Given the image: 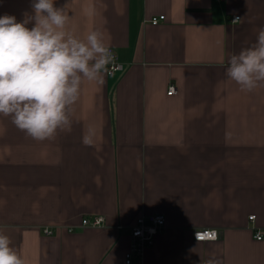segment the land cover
<instances>
[{
    "label": "crops",
    "instance_id": "obj_1",
    "mask_svg": "<svg viewBox=\"0 0 264 264\" xmlns=\"http://www.w3.org/2000/svg\"><path fill=\"white\" fill-rule=\"evenodd\" d=\"M55 6L78 38L102 31L123 69L82 82L72 130L54 139L33 140L0 116V232L25 264H128L131 226L154 213L165 226L130 264H264V85L244 92L225 74L264 28V0ZM31 11V0H0V15ZM96 214L103 226L82 224ZM202 227L218 238L196 240Z\"/></svg>",
    "mask_w": 264,
    "mask_h": 264
},
{
    "label": "clouds",
    "instance_id": "obj_2",
    "mask_svg": "<svg viewBox=\"0 0 264 264\" xmlns=\"http://www.w3.org/2000/svg\"><path fill=\"white\" fill-rule=\"evenodd\" d=\"M31 9L20 21L0 15V116L10 117L33 140L45 141L71 132L70 113L84 80L103 84L106 75L122 66L102 31L93 30L81 39L66 30L70 17L65 6H55V0H31ZM225 74L244 92L264 85V28L251 46L229 57ZM95 136L89 126L82 143L93 146ZM0 264H25L3 232ZM206 264L221 262L213 258Z\"/></svg>",
    "mask_w": 264,
    "mask_h": 264
},
{
    "label": "built area",
    "instance_id": "obj_3",
    "mask_svg": "<svg viewBox=\"0 0 264 264\" xmlns=\"http://www.w3.org/2000/svg\"><path fill=\"white\" fill-rule=\"evenodd\" d=\"M165 15L153 16L150 18V22L153 24H157L160 20L164 19ZM240 16H234L233 21ZM110 50L115 54L116 63L121 65V70L123 69V64L120 61L119 55L116 50L112 46H108ZM176 85L171 83L168 86L167 93L174 94L176 93ZM256 217L255 214L250 215V219H254ZM106 222V219L101 214H96L92 216H88L83 218L82 224L84 226H103ZM165 216L163 214L154 213L147 215H140L136 222L131 226V238H130V248L126 253V262L130 263H140L142 255L145 251V248L151 244H153L156 234L165 226ZM70 230L72 228H69ZM44 233L51 234L53 233V229L50 227L43 228ZM196 235L198 239L196 238ZM193 236L196 240H215L218 238L219 233L215 228L202 227L197 228L193 231ZM255 236L257 239L263 238V232L261 230H257L255 232Z\"/></svg>",
    "mask_w": 264,
    "mask_h": 264
}]
</instances>
